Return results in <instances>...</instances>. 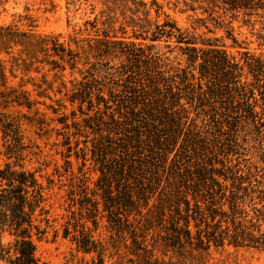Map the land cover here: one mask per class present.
<instances>
[{
  "label": "trees",
  "instance_id": "16d2710c",
  "mask_svg": "<svg viewBox=\"0 0 264 264\" xmlns=\"http://www.w3.org/2000/svg\"><path fill=\"white\" fill-rule=\"evenodd\" d=\"M219 1L263 18L264 29V0ZM101 3L112 26L98 33L96 16L85 38L0 25V261L38 264L37 242L49 234L90 255L82 264H206L212 246L264 250V181L234 158L242 130L264 138V54L237 59L198 42L168 14L160 22L155 0ZM7 71L22 74L19 88ZM38 105L61 124L70 172L61 221L50 215L55 180L44 185L25 167L22 125L54 129Z\"/></svg>",
  "mask_w": 264,
  "mask_h": 264
},
{
  "label": "rangeland",
  "instance_id": "374dc122",
  "mask_svg": "<svg viewBox=\"0 0 264 264\" xmlns=\"http://www.w3.org/2000/svg\"><path fill=\"white\" fill-rule=\"evenodd\" d=\"M151 3L154 0H145ZM161 5L162 10L158 20L163 21L165 14L173 18L177 24L187 31L196 34L198 42L210 39L211 43H216L224 47L230 55L241 59L244 51H249L255 55L264 54V47L259 45L258 34L264 33L262 29L263 18L247 16L243 11L234 12L222 5L219 0H155ZM105 7L101 0H75L73 4L67 5V0H0V25H10L20 31H31L34 34H62L63 41H69V34L78 32L80 38H85L88 34H96V29H86L85 22L98 18V33L103 28L111 25L113 19H106ZM152 16L155 17L154 10ZM106 20V24L101 21ZM122 17L118 14V22L115 23L114 30L118 36L122 35L120 23ZM126 25V24H125ZM133 29L126 27V37H133ZM163 44V43H162ZM166 50V48H162ZM171 55V57H173ZM8 85L19 88L22 74L16 72L17 77L12 78L7 71ZM36 80L39 74L31 73ZM52 75H49L51 78ZM26 78V77H25ZM70 78L66 73V80ZM23 89L28 90L32 97H35L33 86L26 83ZM0 89H2L0 87ZM47 103H51L46 100ZM39 111L44 113V118L49 122V128H54L48 133L38 131L34 126L27 123L22 125L23 140L29 146L25 167L36 170L39 180L46 185L48 178L55 180V185L49 192V206L51 217L67 214V184L70 172L65 170L66 158L63 155L64 147L60 141L62 136L56 134V130H61V124L52 121L54 114L43 105H38ZM13 114H30L26 108L13 107L9 109ZM42 133V134H41ZM2 133L0 131V137ZM239 154L234 158L242 165H251L253 172L259 179L264 181V138L257 137L249 130L240 132ZM4 156H1L3 162ZM73 172L78 171L79 163L75 158H71ZM243 167V166H242ZM61 174V176H59ZM93 177L97 174L92 173ZM5 242L9 237L5 235ZM36 255L39 258L38 264H82L84 260L90 259V255H83L78 252L75 245L60 235L52 239L49 234L47 239L37 242ZM206 264H264V250L254 247H238L224 245L221 247L212 246L205 257ZM0 264H7L0 261ZM106 264H116L115 259H107Z\"/></svg>",
  "mask_w": 264,
  "mask_h": 264
}]
</instances>
